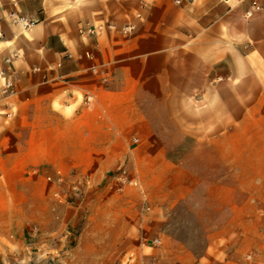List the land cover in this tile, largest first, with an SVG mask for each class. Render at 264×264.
Here are the masks:
<instances>
[{
  "label": "crops",
  "instance_id": "obj_1",
  "mask_svg": "<svg viewBox=\"0 0 264 264\" xmlns=\"http://www.w3.org/2000/svg\"><path fill=\"white\" fill-rule=\"evenodd\" d=\"M10 8L0 0V86L11 78L16 89L0 93V264L31 260L32 246L40 256L54 247L64 257L59 224L45 223L44 239L27 242L35 236L27 227L32 199L48 213L56 189L91 174L77 211L87 195L108 191L100 183H116L120 165L144 185L159 229L166 208L207 180L171 153L177 145L168 126L205 143L228 167L234 183H217L215 192L227 220L200 255L164 233L152 244L142 222L89 224L88 260L264 264V11L246 18L237 0H20L36 20L24 30L7 18ZM91 25L103 28L94 37L80 33ZM94 65L108 72L107 83ZM59 174L71 178L48 181ZM127 187L126 198L134 195Z\"/></svg>",
  "mask_w": 264,
  "mask_h": 264
},
{
  "label": "rangeland",
  "instance_id": "obj_2",
  "mask_svg": "<svg viewBox=\"0 0 264 264\" xmlns=\"http://www.w3.org/2000/svg\"><path fill=\"white\" fill-rule=\"evenodd\" d=\"M167 128L170 130L167 139L177 145L176 149L171 150L174 157L207 180L198 186L190 198L180 201L174 207L166 208L159 229L155 216L151 213L152 207L146 197L147 191L139 180L138 186L128 184V190L134 192V195L130 194L128 198L125 197L127 195L125 191L117 189V183L106 187L105 182H102L99 190L107 188L108 191L97 194L93 199L87 195L86 202L77 211L73 206L79 199L73 192V182H70V186L66 185L64 192L63 189L61 191L63 198L55 195L56 207L51 208L48 213H45L42 207L43 200L33 198L32 219L27 224V227H39V232L35 236L28 235L29 244L44 239L45 236H41V229L47 222L65 227L64 257L55 255L54 247L49 249L48 257L40 256L41 247L32 246L30 251L36 257L31 260L16 259L1 264H148L141 256L131 261L117 257L108 263L88 260V255L92 251L86 245L89 231L84 228L93 223L127 220L144 223L143 233L151 239L164 233L185 243L195 254H202L210 241V235L229 216L228 210L222 207V203L215 196L216 184L221 182L233 184L234 180L228 167L218 164L205 143L183 137L173 127ZM14 220L17 218L14 217ZM134 258L136 256L131 257Z\"/></svg>",
  "mask_w": 264,
  "mask_h": 264
},
{
  "label": "built area",
  "instance_id": "obj_3",
  "mask_svg": "<svg viewBox=\"0 0 264 264\" xmlns=\"http://www.w3.org/2000/svg\"><path fill=\"white\" fill-rule=\"evenodd\" d=\"M239 4L245 5L244 16L246 18H251L255 14L264 11V0H237ZM11 8L7 12L6 16L9 21L16 26L21 27L24 30L30 29L36 25V20L22 13L20 10V0H9ZM109 27H113V24H109ZM103 28V25H91L87 28H80V33L82 35H86L89 37H94L98 34V32ZM132 26H125L124 31L131 30ZM85 56L87 58H93V54L91 51H86ZM7 62H10V58H6ZM62 63H58V66H61ZM35 70H39L38 67L34 68ZM91 72L94 75L100 76L103 83H107L109 81V74L106 71H102L100 67L94 65L91 67ZM0 93L5 96H12L16 94L15 84L11 78H6L3 85L0 86ZM84 103L88 107H92L95 102L94 95L92 93H86L83 96ZM135 142L138 139H134ZM114 178L116 179L117 189L123 191L125 185H135L138 186L139 182L135 176L132 175L130 169L126 165H120L113 173ZM71 177H66L62 174H59L57 177H53L49 175L47 177L48 181L53 183L55 186L63 185L67 180ZM72 189L75 194L81 195L84 192V188H90L93 185V176L91 174H83L73 178L72 180ZM55 195L58 198H63V194L61 190L58 188L55 191ZM34 235L39 232L38 226H33L31 228ZM152 244L159 245L161 243L159 238L152 239ZM151 264H160V260L157 257L151 258Z\"/></svg>",
  "mask_w": 264,
  "mask_h": 264
}]
</instances>
